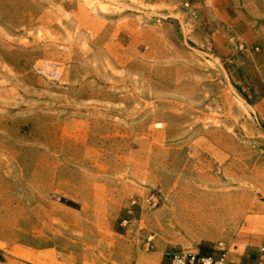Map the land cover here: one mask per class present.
I'll list each match as a JSON object with an SVG mask.
<instances>
[{"label":"rangeland","instance_id":"374dc122","mask_svg":"<svg viewBox=\"0 0 264 264\" xmlns=\"http://www.w3.org/2000/svg\"><path fill=\"white\" fill-rule=\"evenodd\" d=\"M264 0H0V264L264 257Z\"/></svg>","mask_w":264,"mask_h":264},{"label":"built area","instance_id":"2783aa9c","mask_svg":"<svg viewBox=\"0 0 264 264\" xmlns=\"http://www.w3.org/2000/svg\"><path fill=\"white\" fill-rule=\"evenodd\" d=\"M264 255V247L260 248ZM165 264H242L230 258V250L224 243H219L212 251L200 253L190 251H176L171 253ZM256 264H264V258Z\"/></svg>","mask_w":264,"mask_h":264},{"label":"crops","instance_id":"0c3cea01","mask_svg":"<svg viewBox=\"0 0 264 264\" xmlns=\"http://www.w3.org/2000/svg\"><path fill=\"white\" fill-rule=\"evenodd\" d=\"M262 68H264V65H263V67ZM264 102V101H263ZM260 110H261V112H260V114H261V117H262V119L264 120V103H263V105H261L260 106ZM261 258H264V257H261ZM261 258H259V259H261ZM258 261V260H257ZM256 261V262H257ZM256 264V263H255Z\"/></svg>","mask_w":264,"mask_h":264}]
</instances>
